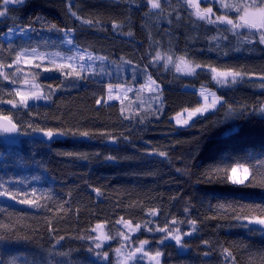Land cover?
<instances>
[{
	"label": "trees",
	"instance_id": "16d2710c",
	"mask_svg": "<svg viewBox=\"0 0 264 264\" xmlns=\"http://www.w3.org/2000/svg\"><path fill=\"white\" fill-rule=\"evenodd\" d=\"M2 1L0 115L20 135L0 133V190L17 197H0V264H117L95 257L104 251L95 248L96 225L113 234L120 222L142 225L153 212L159 227L189 233L179 245L151 248L162 264H264V226L254 222L264 219V44L214 19L223 16L218 5L200 19L184 0L163 1L162 10L144 0ZM10 29L24 34L6 39ZM33 49L65 56L78 49L112 66L15 65ZM157 52L202 69L183 77L156 64ZM213 69L244 78L220 86ZM26 72L43 100L23 104L16 94ZM147 75L163 105L136 112L128 101L102 103L109 85L140 87ZM188 87L221 103L179 128L172 118L202 105ZM233 167L248 169L243 184L232 183Z\"/></svg>",
	"mask_w": 264,
	"mask_h": 264
},
{
	"label": "rangeland",
	"instance_id": "374dc122",
	"mask_svg": "<svg viewBox=\"0 0 264 264\" xmlns=\"http://www.w3.org/2000/svg\"><path fill=\"white\" fill-rule=\"evenodd\" d=\"M24 0H9V4H17L20 3ZM146 4L149 5L151 10H157V9H152L151 4L148 2V0H144ZM163 1L165 0H160L161 3V8ZM185 2L189 3V0H184ZM15 2V3H14ZM2 4H4V0L2 1ZM192 7L197 8V11H199L201 14L204 15V19H208L210 16H213L214 13V6L218 5L219 10L222 12V15L224 17H229V14H234L236 16V20H232L234 24H242V21L239 19L240 15L243 14V9L246 6L253 5V0H191V3H189ZM227 5V7H225ZM261 6V2H258V0H255V6L247 7V10L250 13H256L257 14V21L259 19V13H258V8ZM240 9L238 12L237 9ZM207 9H211V12H207ZM4 11V10H0ZM5 16V15H4ZM3 16V17H4ZM3 17H0L3 18ZM221 17V16H220ZM230 18V17H229ZM217 19V18H214ZM228 26V25H227ZM21 30V29H17ZM233 32H244L248 33L249 35H254L258 37L259 32L264 31V29H258V28H248V27H240L237 29L231 28ZM17 35H22L20 31H16L12 33L10 36L5 37L6 39H13ZM253 40V36H251ZM67 47L73 46V41L72 43H68L70 40V37L66 36ZM257 40H259L257 38ZM89 54L90 52H81L78 49H74V53L71 55H59L57 53H49V52H39L33 50L26 51L21 53L18 61L15 63L16 66L19 67H31L33 66L35 61H40V62H53L57 64H63V65H68V66H73V67H80L81 64L84 65V69L90 68V69H95L96 65L101 63V65L105 63H108V65H111L108 61L104 60H99L95 59L97 56L91 54L93 57L92 60H89ZM83 57V60H80L79 57ZM168 57H171V61L167 59ZM154 62L156 64H161L164 63L166 67H172L176 69V72L187 78L194 77L197 72L202 69L201 67H197V65L193 64L191 61L185 59L184 57H172V55H167L164 57L163 53H160V59H156V54L154 55ZM181 58L183 59V63L181 62ZM179 65L180 71H177V66ZM105 69V68H104ZM191 69H195L194 72L191 71ZM226 72V71H220V70H211V73L213 77L215 76V80L217 83L220 84V86L226 87L229 83H234L237 80H242L244 77L242 76H237L235 78V81L233 82V77L232 76H227V77H221L218 74ZM110 71H105L104 74L108 75ZM25 76L23 77V83L18 86V92L23 93L27 97V102L22 103L23 104H30L31 102H36V101H41L43 100V96L41 94V89L37 83V80L33 77L34 75L32 73H24ZM148 81L146 82L145 85H142L140 87H135V86H114L111 85V96L112 99H108L109 95V87L107 88V95L105 99L103 100L102 103H113V102H120L125 104L127 101L129 104H131L134 107V111L137 112L138 109L141 110H151L154 107H157L156 105L159 104L160 102L163 105V97L162 94H157L160 92V87L158 84L149 76L147 75ZM154 82V83H153ZM188 90L191 91H196L199 93V96L202 101V105L199 108L196 109H204L207 108L206 111H201V112H196V109L194 110H186L183 111L176 116L172 118V121L174 124L179 127V128H185L188 127L192 124V122L197 119L198 117L204 116L212 111H214L221 103L220 99L211 92L208 89L201 88V89H194L193 87H188ZM140 91L143 92L146 96L150 97H137V96H131L132 93ZM155 94V95H153ZM39 96L40 99H36V97ZM207 97V99H205ZM153 101H152V99ZM216 100V103L214 106H212L213 100ZM21 100V98H20ZM130 113V112H129ZM192 113H195L192 115ZM191 116V118H189ZM184 121H187V123H184ZM244 167H238V170L235 174V177L237 179H244V182L248 179L249 177V171L247 173H244L243 171ZM233 176V173H232ZM158 216L157 212H153V214L150 215V219L142 224V225H133L128 222H120L118 224V228L115 233L111 234L109 233L107 226L104 224H99L102 225V228H95V232L97 234V244H100V247L97 248L95 245L96 249L99 250H104L103 253H107V257L103 256V253L101 257L99 255H96V258L101 259L104 262L109 261L112 256L116 257L117 259V264H135L137 262H142L145 264H162V257L163 254L161 251H157L160 253L159 256H156V253H153L151 251V248L156 244L157 246H162L165 243L168 242H176L175 237L177 235L180 236V240L183 239V237L188 236L185 235L181 231H170L168 228H161L158 226L157 222L155 221ZM195 228V227H194ZM193 227L190 228L189 232L192 234L196 233V229ZM101 233H103V237H107V239L103 238L101 236ZM155 236H161L163 237L161 240H154L153 237ZM144 241H147V243H143ZM119 249V251H117ZM137 249H140V251H137Z\"/></svg>",
	"mask_w": 264,
	"mask_h": 264
},
{
	"label": "snow or ice",
	"instance_id": "6c2138e0",
	"mask_svg": "<svg viewBox=\"0 0 264 264\" xmlns=\"http://www.w3.org/2000/svg\"><path fill=\"white\" fill-rule=\"evenodd\" d=\"M17 2H19V0H17ZM148 2L151 4V8L152 9L162 10L161 9L160 0H148ZM167 2H168V0H165V3H167ZM206 2H208V0H206ZM8 3H9V0H4L5 6ZM189 3H191V0H189ZM251 6H255V0H253V5L244 7L243 14L240 15V17H239V19L242 21V24H233V21L232 20L227 19V17H224V16L217 17V20L220 21L221 23L226 24V25H231L233 29H237V28H240V27L264 29V0H261V6L258 8V13H259V19H258V21H257V14L256 13H250L247 10V7H251ZM225 7H227V5H225ZM5 11H0V17H3L5 15ZM206 11L207 12H211V9H207ZM237 11L239 12L240 9L238 8ZM195 15L197 17H199L200 19H204L205 18L204 15L201 14L199 11H197L195 13ZM208 22L209 23H215V21H212L211 19H209ZM16 31H20L22 35L24 34V31L23 30L10 29V30H8L6 32V37L7 36H10L12 33L16 32ZM28 31H30V29ZM68 34L69 33H67V32L62 33V35H65V36H67ZM258 39H259V41H260L261 44H264V31L259 32ZM68 43L70 44V43H72V41L69 40ZM33 52H35V49H33ZM18 59H19V57H17V60ZM79 59L80 60H83V57L81 56V57H79ZM92 59H93V57L91 56V54H89V60H92ZM95 59L103 60L104 58L103 57H96ZM156 59L157 60L160 59V53L159 52L156 53ZM167 59L169 60V62L171 61V57H168ZM181 62L183 63V59L182 58H181ZM80 67L83 69L84 65L81 64ZM197 67H199V65H197ZM180 70L181 69H180V67L178 65L177 66V71H180ZM191 71L194 72L195 69H191ZM213 72H215V69H213ZM77 75H79V73H77ZM218 75L221 76V77L232 76L233 77V82H234L235 81V78L237 76H239L240 74L239 73H232V72H222V73H219ZM213 78L215 79L216 77L214 76ZM5 79H7V77H5ZM108 87H109L108 99L110 100V99H112V96L110 94V92H111V85H109ZM16 94L18 96H20L21 101L23 103H26L27 102V97L23 93L17 92ZM36 99H40V97L37 96ZM205 99H207V97H205ZM96 103L99 105L101 103V100L100 99H97ZM215 103H216V100L214 99L213 102H212V106H214ZM206 110H207V108H204V109H196V112H201V111H206ZM194 114L195 113H192V115H194ZM189 118H191V116ZM184 123H187V121H184ZM5 131H16V125L13 124L11 126V128L5 129ZM44 134L49 139L53 138V136L55 135L51 130L47 131ZM82 135L84 137H87L88 136V133L85 132ZM161 155H163V153H161ZM237 170H238L237 167H233L231 169V172L233 173V176L231 177L232 183H234V184H243L244 183V179H237L235 177V174H236ZM243 171H244V173H247L248 172V169L247 168H244ZM9 196H10V198L13 201H16L17 200V197L15 195H11L6 190H0V197H9ZM19 202L22 203V204H29V205L34 204V201L33 200H30V199H21V200H19ZM261 211H264V209H261ZM254 222L256 224H258V225L264 226V219H258V220L254 221ZM192 223L194 224L195 222L193 221ZM96 228L97 229L102 228V225H99L98 224V225H96ZM261 230L264 231V229H261ZM101 236L103 237V233H101ZM103 238L107 239V237H103ZM61 239H63V237H61ZM174 239H175L177 245H179L180 244V239H181L180 236L177 235ZM143 243H147V241H144ZM96 247L99 248L100 247V244H96ZM117 251H119V249ZM137 251H140V249H137ZM159 255H160V253L157 252L156 253V256H159ZM103 256L104 257H107V253L106 252L103 253Z\"/></svg>",
	"mask_w": 264,
	"mask_h": 264
},
{
	"label": "water",
	"instance_id": "95a60500",
	"mask_svg": "<svg viewBox=\"0 0 264 264\" xmlns=\"http://www.w3.org/2000/svg\"><path fill=\"white\" fill-rule=\"evenodd\" d=\"M13 124L16 125L11 119L0 115V133L11 139H17L20 135V131L17 125L16 131H5V129L11 128Z\"/></svg>",
	"mask_w": 264,
	"mask_h": 264
}]
</instances>
